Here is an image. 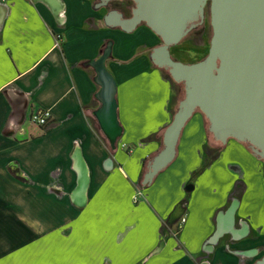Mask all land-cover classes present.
<instances>
[{
	"label": "crops",
	"instance_id": "obj_1",
	"mask_svg": "<svg viewBox=\"0 0 264 264\" xmlns=\"http://www.w3.org/2000/svg\"><path fill=\"white\" fill-rule=\"evenodd\" d=\"M97 2L0 0V235L5 248L20 237L25 242L3 262L254 264L264 255V161L236 139H211L197 111L175 160L145 185L179 89L150 58L160 44L151 28L109 27L107 9ZM109 41L107 66L118 82L124 126L115 151L98 133L100 86L89 62ZM40 109L53 113L44 126L32 121ZM76 149L89 168L83 207L71 197L79 181ZM235 199L239 206L228 221ZM15 203L27 205L19 207L27 220L12 212ZM179 206L183 215L171 222ZM220 226L222 236L210 246ZM250 249L256 253L242 254Z\"/></svg>",
	"mask_w": 264,
	"mask_h": 264
},
{
	"label": "water",
	"instance_id": "obj_2",
	"mask_svg": "<svg viewBox=\"0 0 264 264\" xmlns=\"http://www.w3.org/2000/svg\"><path fill=\"white\" fill-rule=\"evenodd\" d=\"M135 1L137 6L131 17L123 18L120 12L111 11L104 16L106 25L131 33L145 21L162 39L150 53L152 62L167 69L172 79L185 88V96L165 129L163 147L149 162L144 184L152 183L175 160L184 127L197 111L206 116L209 131L217 140L224 144L229 139L248 143L254 155L264 160V0ZM107 2L102 0L97 7ZM208 4L213 28L208 54L191 63L174 58L171 47L204 22ZM112 50L113 41H109L101 56L89 62L100 86V106L94 116L111 147L116 149L124 126L119 117L118 82L107 66ZM76 162L79 181L71 197L77 206L83 207L88 200L90 178L80 149H76ZM238 206L239 200L235 199L226 212V220L235 217ZM182 215L179 206L170 221ZM222 229L224 226L212 235L210 246L222 236ZM254 253L256 249L242 251L244 255ZM254 264H264V255Z\"/></svg>",
	"mask_w": 264,
	"mask_h": 264
},
{
	"label": "rangeland",
	"instance_id": "obj_3",
	"mask_svg": "<svg viewBox=\"0 0 264 264\" xmlns=\"http://www.w3.org/2000/svg\"><path fill=\"white\" fill-rule=\"evenodd\" d=\"M212 36H213V28H212L210 18H209L208 22H206L203 27H201L200 29H197V30H193L188 36H186L183 39V42H184L182 44L183 46L179 47L178 50H176L173 53V56L176 59L187 62V63L195 62L198 58H201L207 52L208 47L210 48V42H211ZM192 49L196 50L197 53H193V52L189 51ZM151 51H152V49H151ZM198 51H201V52L198 53ZM164 71H165V73H167L168 76H170V73L168 70L165 69ZM175 84H176V87L179 89L178 100H180L185 96L184 84L179 83V82L178 83L176 82ZM207 125L209 127V122H207ZM210 137H211V139H215L214 135L211 132H210ZM132 149H133V147L130 146L127 150L129 152H131ZM14 190L17 192V189H14ZM10 194H12V193H10ZM1 206L2 205H0V207ZM8 206H9V204L5 205L6 208ZM21 206L27 207L26 204H19V203L16 205L13 204L12 205V208H13L12 212H14L16 217L27 220V215L25 213H23V211H20V209H19V207H21ZM15 207H17L18 209ZM5 211H7V209ZM12 212H10V213H12ZM11 215H13V214H11ZM23 238L24 237H20V240L18 242L16 241L14 244L8 245L5 248L6 237H3L2 235H0V261H1L0 264H6V262H3V261H6V259H8L10 257V255L12 256L14 254L16 256V255L20 254L19 252H11V251H14L15 249H17L19 247H22L23 244H25ZM17 259H18V257H17Z\"/></svg>",
	"mask_w": 264,
	"mask_h": 264
},
{
	"label": "flooded vegetation",
	"instance_id": "obj_4",
	"mask_svg": "<svg viewBox=\"0 0 264 264\" xmlns=\"http://www.w3.org/2000/svg\"><path fill=\"white\" fill-rule=\"evenodd\" d=\"M102 2V0H98L97 3H100ZM137 6L136 4V1L135 0H108L107 4L103 7H105L107 9V13L111 12V11H118L122 14L123 18H129L133 15V10L134 8ZM106 13V14H107ZM210 18V22H211V13H210V5L208 4V6L206 7V12H205V19H204V22L199 24L197 27H195L193 30H197V29H200L201 27H203L205 25L206 22H208ZM140 25H147V23L145 21H142L140 22L136 29L133 31L135 32L137 30V28L140 26ZM114 28H118L120 29L119 27H114ZM122 30V29H120ZM152 30V29H151ZM192 30V31H193ZM123 31V30H122ZM153 31V30H152ZM191 31V32H192ZM125 32V31H124ZM131 32V33H133ZM154 32V31H153ZM190 32V33H191ZM128 33V32H127ZM155 33V32H154ZM189 33V34H190ZM156 34V33H155ZM188 34V35H189ZM157 35V34H156ZM187 35V36H188ZM159 37V40H160V43H162V39L160 38L159 35H157ZM174 57V56H173ZM175 58V57H174ZM163 70H165V68H163ZM167 70V69H166ZM167 74V73H166ZM170 78H172L171 76H169ZM176 83V82H175ZM178 83V82H177ZM264 161V160H263Z\"/></svg>",
	"mask_w": 264,
	"mask_h": 264
},
{
	"label": "built area",
	"instance_id": "obj_5",
	"mask_svg": "<svg viewBox=\"0 0 264 264\" xmlns=\"http://www.w3.org/2000/svg\"><path fill=\"white\" fill-rule=\"evenodd\" d=\"M62 39V34H57V43L59 44L60 40ZM53 120V113L50 109H40L32 114V121L35 124H38L40 126H44L48 124L50 121ZM137 198V196H136ZM185 221V218H182L179 223L178 227H182V223Z\"/></svg>",
	"mask_w": 264,
	"mask_h": 264
},
{
	"label": "trees",
	"instance_id": "obj_6",
	"mask_svg": "<svg viewBox=\"0 0 264 264\" xmlns=\"http://www.w3.org/2000/svg\"><path fill=\"white\" fill-rule=\"evenodd\" d=\"M183 43H184V42H183V40H182L180 43H178V44H176V45H173L174 47L176 46L175 51L178 50L179 47H182V46H183V45H182ZM189 51H191V52H193V53H197V51L194 50V49L189 50ZM208 51H209V47L207 48V52H206L201 58H198L196 61L205 58V56L207 55ZM200 52H201V51H198V53H200ZM173 53H174V52H172V55H173ZM199 55H200V54H199ZM206 119H207V118H206ZM95 121H96V125H97V129H98V133H99L100 138H101L102 140H105V141L108 143L109 148H110L111 151H115L116 149H113V148L111 147V145H110L108 139L106 138V136H105L104 133L102 132L101 128L99 127V124H98V121H97L96 118H95ZM207 122H208V119H207ZM245 144L249 145L248 143H245Z\"/></svg>",
	"mask_w": 264,
	"mask_h": 264
}]
</instances>
